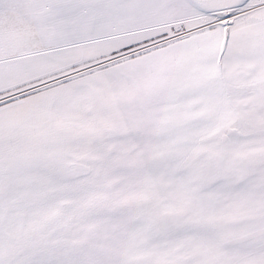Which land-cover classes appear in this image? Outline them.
Listing matches in <instances>:
<instances>
[{
	"label": "snow or ice",
	"instance_id": "6c2138e0",
	"mask_svg": "<svg viewBox=\"0 0 264 264\" xmlns=\"http://www.w3.org/2000/svg\"><path fill=\"white\" fill-rule=\"evenodd\" d=\"M0 264H264V0H0Z\"/></svg>",
	"mask_w": 264,
	"mask_h": 264
}]
</instances>
